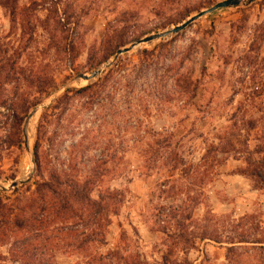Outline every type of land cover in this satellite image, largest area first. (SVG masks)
<instances>
[{"label":"rangeland","instance_id":"obj_1","mask_svg":"<svg viewBox=\"0 0 264 264\" xmlns=\"http://www.w3.org/2000/svg\"><path fill=\"white\" fill-rule=\"evenodd\" d=\"M222 1L0 0V264H264V0L115 59Z\"/></svg>","mask_w":264,"mask_h":264},{"label":"water","instance_id":"obj_2","mask_svg":"<svg viewBox=\"0 0 264 264\" xmlns=\"http://www.w3.org/2000/svg\"><path fill=\"white\" fill-rule=\"evenodd\" d=\"M243 2H244V0H225V1H222V2L214 5L212 8L207 9V10H204V11L198 13L196 16L190 18L189 20L185 21L184 23H182L181 25L175 27L173 30H171L169 32H165L163 34H155V35L146 37L144 39H141V40L135 42L133 45H131L128 48H124V49L119 50L117 52V55H116L115 59H117L118 56L129 52L130 50H132L137 45L144 44V43H150V42H152L154 40L161 39V38H165V37H167V36H169L171 34H178V33L182 32V31H184L185 29H187L195 21L201 19L202 17H204V16H206L208 14L213 13L214 11H217L219 9H224V8L238 7ZM111 65H112V63L111 62H108V63H106L104 65V67L101 70L96 71L90 77H87L88 75H81L79 78L84 79V80H87V81L94 80V79H96L103 72V70L105 68H109ZM74 83L75 82L73 81L70 84L64 86L59 91L55 92L54 95L52 96V98L48 102H46V103L38 106L35 109V111H34V113H33L32 116H34L40 109L50 106L56 100V98H57V96H58V94L60 92L68 90ZM26 149H27V151L29 153V157H30L31 164H32V171H31V175H30V177H32L33 174L35 173L36 167H37V165H36V156H35L34 152L31 150V148H30V146H29L28 143L26 144ZM26 182H27V180H22V181L21 180H16L9 187H4L0 183V189L3 190V191H5V192L6 191H11V190H13V189H15V188H17L19 186L24 185Z\"/></svg>","mask_w":264,"mask_h":264},{"label":"bare ground","instance_id":"obj_3","mask_svg":"<svg viewBox=\"0 0 264 264\" xmlns=\"http://www.w3.org/2000/svg\"><path fill=\"white\" fill-rule=\"evenodd\" d=\"M137 48H138V45L136 47H134L133 49L136 50ZM87 77H90V76H87ZM37 118H38L37 114L32 116V118L29 120V123H28V127H27V132L28 133L27 134H28V137H29V144L30 145L32 143L33 135H34V132H35V129H36L35 127H36V123H37ZM5 186H7V185H5Z\"/></svg>","mask_w":264,"mask_h":264},{"label":"trees","instance_id":"obj_4","mask_svg":"<svg viewBox=\"0 0 264 264\" xmlns=\"http://www.w3.org/2000/svg\"><path fill=\"white\" fill-rule=\"evenodd\" d=\"M75 199H80L81 200V198L80 197H74ZM88 201V206L89 207H93V205H94V203H92L90 200H87ZM69 205V204H68ZM70 206V205H69ZM5 209V207L2 205V203L0 202V212L1 211H3ZM93 232V231H92ZM82 248H84V245L83 246H81L80 245V249H82ZM103 261H104V258L103 259H101V263H103Z\"/></svg>","mask_w":264,"mask_h":264}]
</instances>
